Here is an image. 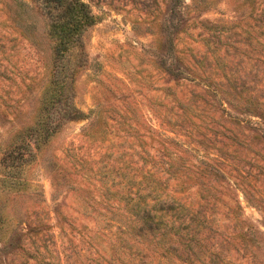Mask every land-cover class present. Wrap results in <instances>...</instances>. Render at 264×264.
<instances>
[{
  "label": "rangeland",
  "instance_id": "obj_1",
  "mask_svg": "<svg viewBox=\"0 0 264 264\" xmlns=\"http://www.w3.org/2000/svg\"><path fill=\"white\" fill-rule=\"evenodd\" d=\"M0 264H264V0H0Z\"/></svg>",
  "mask_w": 264,
  "mask_h": 264
}]
</instances>
